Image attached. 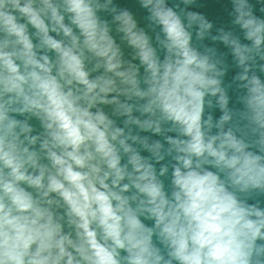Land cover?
<instances>
[{"label": "clouds", "instance_id": "1", "mask_svg": "<svg viewBox=\"0 0 264 264\" xmlns=\"http://www.w3.org/2000/svg\"><path fill=\"white\" fill-rule=\"evenodd\" d=\"M0 264H264V0H0Z\"/></svg>", "mask_w": 264, "mask_h": 264}]
</instances>
